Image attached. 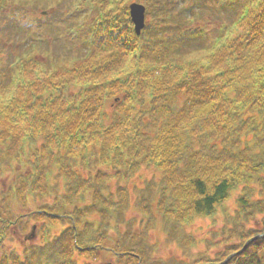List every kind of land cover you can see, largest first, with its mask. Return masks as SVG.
Instances as JSON below:
<instances>
[{"label": "clouds", "instance_id": "obj_1", "mask_svg": "<svg viewBox=\"0 0 264 264\" xmlns=\"http://www.w3.org/2000/svg\"><path fill=\"white\" fill-rule=\"evenodd\" d=\"M136 3L0 0V264H264V0Z\"/></svg>", "mask_w": 264, "mask_h": 264}, {"label": "trees", "instance_id": "obj_2", "mask_svg": "<svg viewBox=\"0 0 264 264\" xmlns=\"http://www.w3.org/2000/svg\"><path fill=\"white\" fill-rule=\"evenodd\" d=\"M125 19L129 20L128 16H126ZM237 251H238L237 249H228L225 253V260H226L227 256H229V255H236Z\"/></svg>", "mask_w": 264, "mask_h": 264}, {"label": "water", "instance_id": "obj_3", "mask_svg": "<svg viewBox=\"0 0 264 264\" xmlns=\"http://www.w3.org/2000/svg\"><path fill=\"white\" fill-rule=\"evenodd\" d=\"M134 7H139V5H131V6H130V16H131V18H132V9H133Z\"/></svg>", "mask_w": 264, "mask_h": 264}, {"label": "rangeland", "instance_id": "obj_4", "mask_svg": "<svg viewBox=\"0 0 264 264\" xmlns=\"http://www.w3.org/2000/svg\"><path fill=\"white\" fill-rule=\"evenodd\" d=\"M130 2H131V3H134V2H136V0H129V3H130Z\"/></svg>", "mask_w": 264, "mask_h": 264}]
</instances>
